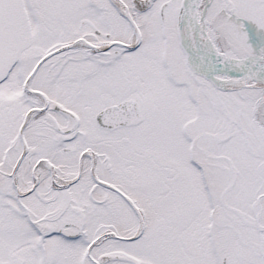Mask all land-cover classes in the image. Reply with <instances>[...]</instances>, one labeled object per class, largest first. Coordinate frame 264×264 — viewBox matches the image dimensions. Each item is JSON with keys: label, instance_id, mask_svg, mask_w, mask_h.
Instances as JSON below:
<instances>
[{"label": "snow or ice", "instance_id": "obj_1", "mask_svg": "<svg viewBox=\"0 0 264 264\" xmlns=\"http://www.w3.org/2000/svg\"><path fill=\"white\" fill-rule=\"evenodd\" d=\"M0 264H264V0H0Z\"/></svg>", "mask_w": 264, "mask_h": 264}]
</instances>
